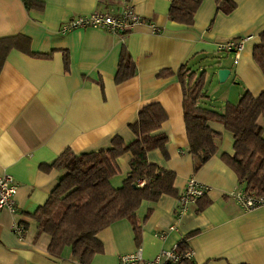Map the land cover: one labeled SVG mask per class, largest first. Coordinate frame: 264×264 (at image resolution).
Wrapping results in <instances>:
<instances>
[{"label": "crops", "instance_id": "obj_1", "mask_svg": "<svg viewBox=\"0 0 264 264\" xmlns=\"http://www.w3.org/2000/svg\"><path fill=\"white\" fill-rule=\"evenodd\" d=\"M40 1L45 3L43 12L27 11L23 0H0V39L22 36L0 73V176L11 175L19 185L18 213L0 210V264H79L70 247L57 258L48 252L50 236L37 237L33 215L64 176L57 168L43 166L67 149L80 155L109 150L115 137L133 142L131 126L138 122L139 111L154 103L167 114L155 135L165 134L169 142L165 151H150L148 160L176 174L177 196L142 203L137 212L139 240L127 219L104 229L98 235L104 251L91 264H120L121 255L139 248L146 259H154L183 240L193 250V264H264V205L243 209L233 194L245 190V184L222 159L235 154L234 138L223 124L210 121V129L222 135L219 151L195 171L178 77L184 65L198 74L206 72L209 90L201 105L219 113L246 92H264V75L253 59V47L264 31V0H234L238 6L230 15L218 13L215 0H201L192 27L169 20L171 0ZM128 5L162 33L154 34L147 24L126 36L94 28L60 32L75 16L115 14ZM248 36L253 38L245 42L238 64L233 52L219 50L223 43ZM123 49L134 61L136 74L117 83ZM211 65L214 70L208 71ZM221 69L231 71L224 82H219ZM165 70L173 73L159 77ZM258 123L264 128V116ZM132 159L131 153L119 158L121 174L111 181L115 188L128 177ZM192 177L210 188L211 204L200 211L197 203L181 215L180 196ZM18 222L27 227L24 240L13 231Z\"/></svg>", "mask_w": 264, "mask_h": 264}, {"label": "trees", "instance_id": "obj_2", "mask_svg": "<svg viewBox=\"0 0 264 264\" xmlns=\"http://www.w3.org/2000/svg\"><path fill=\"white\" fill-rule=\"evenodd\" d=\"M218 13L232 14L238 6L234 0H215ZM27 11L43 12L45 3L40 0H23ZM201 0H171L169 20L192 27ZM260 42L253 47V59L264 75V31ZM22 36L0 39V73L9 52L19 46ZM39 58L50 55L32 54ZM66 71L70 69L69 54H65ZM165 70L159 77L172 74ZM136 74V65L126 49L122 51L116 82H124ZM184 94V117L189 140V152L194 159V169L199 171L217 155L222 135L213 132L208 123L223 124L233 136L235 154L222 155L223 161L237 174L239 183L245 184L247 192L264 196V128L258 123L264 116V92L254 96L246 92L237 104L229 103L224 113L204 108L207 73L198 74L187 65L178 72ZM167 120V114L158 103L150 104L139 111V120L131 126L136 138L127 143L115 137L112 147L106 151L77 155L67 149L54 163L43 169L57 168L64 172L59 185L52 191L48 201L33 215L38 223L37 237L49 235L48 252L57 258L66 247L79 264H91L104 248L98 235L117 221L130 220L136 234L141 237V224L137 212L144 201L156 203L163 195L177 196L176 174L152 164L148 153L165 151L169 138L155 135ZM131 153V171L120 188H115L112 179L121 174L119 158ZM139 181H146L141 187ZM211 204L207 196L199 200L200 211ZM188 248L186 241L181 251ZM188 264H193L188 263Z\"/></svg>", "mask_w": 264, "mask_h": 264}, {"label": "built area", "instance_id": "obj_3", "mask_svg": "<svg viewBox=\"0 0 264 264\" xmlns=\"http://www.w3.org/2000/svg\"><path fill=\"white\" fill-rule=\"evenodd\" d=\"M147 24L152 28L154 34H161L162 30L148 20L141 17L135 12L132 6H125L119 13H109L97 11L89 15H80L71 18L68 22L61 26L60 32L69 34L76 30L100 29L114 35L126 36L136 26ZM253 37L231 40L219 46L222 52H233L235 55V64H238L244 44ZM146 181H139V185L143 187ZM19 185L16 180L8 174L0 176V210L7 211L11 214H17L19 207L17 204V194ZM210 188L192 177L187 184L186 189L180 196V214L188 212L189 207L196 205L200 199L207 196ZM233 198L243 207L244 210H253L264 205V196H258L253 192H247L244 189H238ZM13 231L20 240H24L27 234V227L23 223H16ZM183 240L170 250H162L156 258L146 259L143 248L137 249L133 253L123 254L119 257L120 264H188L193 262V250L188 248L185 251L180 250V246L185 242Z\"/></svg>", "mask_w": 264, "mask_h": 264}, {"label": "water", "instance_id": "obj_4", "mask_svg": "<svg viewBox=\"0 0 264 264\" xmlns=\"http://www.w3.org/2000/svg\"><path fill=\"white\" fill-rule=\"evenodd\" d=\"M231 71L228 69H221L218 72L220 82L226 81V79L230 76Z\"/></svg>", "mask_w": 264, "mask_h": 264}, {"label": "rangeland", "instance_id": "obj_5", "mask_svg": "<svg viewBox=\"0 0 264 264\" xmlns=\"http://www.w3.org/2000/svg\"><path fill=\"white\" fill-rule=\"evenodd\" d=\"M207 70H208V71H209V70H210V71L214 70L213 65H211L210 67H208ZM219 82H220V81H219ZM218 85L220 86L221 83H219ZM208 90H209V86L207 87L206 91H208ZM213 102L216 103L215 101H213Z\"/></svg>", "mask_w": 264, "mask_h": 264}]
</instances>
